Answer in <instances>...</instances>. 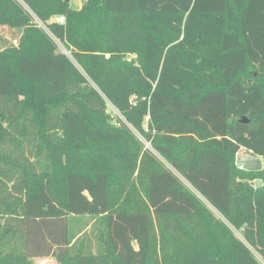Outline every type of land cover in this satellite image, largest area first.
I'll list each match as a JSON object with an SVG mask.
<instances>
[{
    "label": "trees",
    "instance_id": "1",
    "mask_svg": "<svg viewBox=\"0 0 264 264\" xmlns=\"http://www.w3.org/2000/svg\"><path fill=\"white\" fill-rule=\"evenodd\" d=\"M0 24V264H262L232 228L264 263V167L235 163L264 162V0H0Z\"/></svg>",
    "mask_w": 264,
    "mask_h": 264
},
{
    "label": "rangeland",
    "instance_id": "2",
    "mask_svg": "<svg viewBox=\"0 0 264 264\" xmlns=\"http://www.w3.org/2000/svg\"><path fill=\"white\" fill-rule=\"evenodd\" d=\"M86 0H67V3L68 5L71 7V8H80L84 3H85ZM31 16L33 17L34 21L37 23V25L40 27V28H43V30L45 31H48V29L43 25V23L41 21H39L37 19V17L33 14V13H30ZM57 17H63L61 15H53L51 16L48 21L49 22H53L56 20ZM63 20V19H62ZM0 36L1 38H3V40H7V41H10V42H14L16 39H17V34L15 32V29L14 28H9L8 26L6 25H3V24H0ZM56 44H57V49L60 51V52H63L65 53L68 58L70 60H72L73 63L76 64V62L72 59L69 51L64 47V45L62 43H60L59 41L56 40ZM1 48V47H0ZM133 57H135V55H133ZM126 59H130L132 58V55H126L125 57ZM77 65V64H76ZM106 101V100H105ZM106 104H107V109L105 110V116L107 118H111L113 120V117L115 115H118V112L115 110V108L109 103L106 101ZM134 133L136 134V136L141 139L143 141V143L148 146V144L146 143V141H144L142 139V137L134 131ZM243 154H250V153H247L244 149H241L238 151L237 153V156H241ZM238 157H236L237 159ZM261 161H262V168L264 167V162H263V158H261ZM236 163H238V160L236 161ZM77 167H80V168H87L88 165L86 163H82V164H79L77 165ZM114 175H116V173H114ZM55 179H54V187H55V191L58 195H61L62 191H61V186H60V180L62 178L61 175H56L54 176ZM41 177L40 176H32L29 178V181H28V188L29 189H35V187L37 186V184L41 181ZM258 180H261L262 184H263V181L262 179H258ZM117 203V202H116ZM113 206L116 207L117 204H114L113 203ZM216 216H218V213L216 212ZM78 223V222H76ZM95 223H97V219H94V218H90L88 216H84L82 217V220L81 222L78 224V225H74V228L77 229V227L79 229H81V232L77 235H80L82 232L84 231H90L92 229V226L95 225ZM232 231L235 235V237L243 242L247 248L252 252V254L262 263L264 264L261 259H260V256L258 255L257 251L248 243L246 242V240L243 238V231H240V230H235L234 228H232ZM29 264H58L55 259L51 256H47V257H30L29 259Z\"/></svg>",
    "mask_w": 264,
    "mask_h": 264
},
{
    "label": "water",
    "instance_id": "3",
    "mask_svg": "<svg viewBox=\"0 0 264 264\" xmlns=\"http://www.w3.org/2000/svg\"><path fill=\"white\" fill-rule=\"evenodd\" d=\"M67 2V0H64ZM20 31V29H18ZM247 119L245 117L242 118V122H246ZM238 161L243 165V168L247 171H258L262 168L261 158L258 156H253L252 154H244L238 158ZM255 186H260L262 184L261 180H255L253 182Z\"/></svg>",
    "mask_w": 264,
    "mask_h": 264
},
{
    "label": "crops",
    "instance_id": "4",
    "mask_svg": "<svg viewBox=\"0 0 264 264\" xmlns=\"http://www.w3.org/2000/svg\"><path fill=\"white\" fill-rule=\"evenodd\" d=\"M238 153V152H237ZM237 153H236V156H235V163H236V161L238 160V158L240 157V156H237ZM244 155V154H243ZM236 157H238L237 159H236ZM184 181V180H183ZM185 183H186V181H184ZM187 184V183H186ZM188 185V184H187ZM200 197V196H199ZM201 198V197H200ZM206 204H207V202L204 200V199H202ZM207 206L214 212V214L216 215V211L212 208V207H210V205H208L207 204ZM217 217H220V215L218 214V216Z\"/></svg>",
    "mask_w": 264,
    "mask_h": 264
},
{
    "label": "built area",
    "instance_id": "5",
    "mask_svg": "<svg viewBox=\"0 0 264 264\" xmlns=\"http://www.w3.org/2000/svg\"><path fill=\"white\" fill-rule=\"evenodd\" d=\"M62 19H63L62 17H57L55 21H57V22H61ZM14 42H16V40H15ZM238 167H239V168H243V165H242L239 161H238Z\"/></svg>",
    "mask_w": 264,
    "mask_h": 264
}]
</instances>
